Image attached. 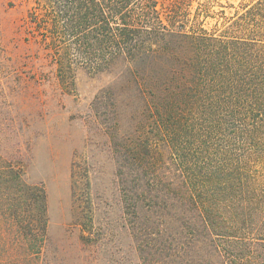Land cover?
Here are the masks:
<instances>
[{"label": "trees", "instance_id": "1", "mask_svg": "<svg viewBox=\"0 0 264 264\" xmlns=\"http://www.w3.org/2000/svg\"><path fill=\"white\" fill-rule=\"evenodd\" d=\"M220 1L28 0L27 32L61 86L121 65L139 103L117 147L122 200L136 218L148 202L169 264L190 247L184 264H264V0ZM24 175L0 170V226L41 250L46 194Z\"/></svg>", "mask_w": 264, "mask_h": 264}, {"label": "rangeland", "instance_id": "2", "mask_svg": "<svg viewBox=\"0 0 264 264\" xmlns=\"http://www.w3.org/2000/svg\"><path fill=\"white\" fill-rule=\"evenodd\" d=\"M29 5L0 0V170L19 175L23 166L26 183L43 186L47 236L30 250L1 225L0 264H169L168 251L156 252L162 233L146 219L154 217L148 202H138L136 218L122 200L117 147L134 134L139 103L118 80L121 65L96 75L77 69L61 86L27 32ZM149 236L156 246H144ZM194 252L186 248L176 264Z\"/></svg>", "mask_w": 264, "mask_h": 264}]
</instances>
